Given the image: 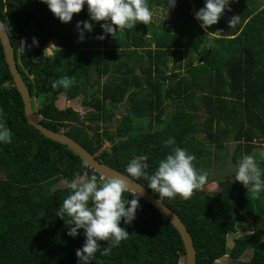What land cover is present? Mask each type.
Wrapping results in <instances>:
<instances>
[{"label":"trees","instance_id":"1","mask_svg":"<svg viewBox=\"0 0 264 264\" xmlns=\"http://www.w3.org/2000/svg\"><path fill=\"white\" fill-rule=\"evenodd\" d=\"M148 3L153 13L167 7L164 0ZM203 6L204 0H176L161 22H138L115 38L105 34L104 40L96 38L104 21H91L86 5L62 23L41 0H0V20L10 25L7 34L33 108V99H40L34 111L40 125L77 142L158 199L146 179L127 174L133 158L148 156L149 175L175 147L194 154V167L204 173L230 161L232 178L216 182L214 194L199 189L187 200H160L189 232L196 264L245 259L242 264H264V192L253 194L234 177L245 155H253L264 171V0H234L231 11L207 31L194 18ZM234 15L240 23L230 27ZM84 20L94 27L81 42L76 24ZM33 37L38 46L32 45ZM52 43L60 50L48 56L43 51ZM64 76L71 86L53 89L52 80ZM64 100L70 106L59 108ZM77 106L88 111L80 115ZM120 107L123 112L115 111ZM0 109L12 133L10 144H0V264H79L76 250L84 244V230L70 237L71 226L55 213L75 177L103 179L27 124L1 43ZM169 137L176 143L165 146ZM60 181L65 187H57ZM123 197L135 198L127 191ZM249 221L254 232L228 247V236L238 235ZM120 226L130 236L116 247L100 241L101 248L111 250L98 252L92 264H179L184 259L176 230L142 199L135 219L127 225L122 219Z\"/></svg>","mask_w":264,"mask_h":264},{"label":"clouds","instance_id":"2","mask_svg":"<svg viewBox=\"0 0 264 264\" xmlns=\"http://www.w3.org/2000/svg\"><path fill=\"white\" fill-rule=\"evenodd\" d=\"M46 4L54 17L62 23H69L74 13H79L86 5L89 18L93 22L104 21L100 25L101 35L98 40H104L105 34H111L114 38L118 31L132 29L138 22L145 25L153 21L154 13L149 7L148 0H41ZM234 0H204V6L197 10L194 18L200 22V27L207 31L208 27L217 24L224 15L225 10L231 11L230 4ZM176 0H164L162 13L164 19L175 7ZM163 19V20H164ZM240 23V16L234 15L229 20V26L235 27ZM115 26V27H114ZM93 23L88 20L78 21L76 29L78 40L83 42L85 32L93 31ZM10 31L8 23L0 22V32ZM219 32V31H217ZM25 41L20 42V48L24 52ZM32 45L38 46V40L33 37ZM52 49L60 50L56 45L49 44L44 52ZM71 81L67 76L52 80L53 89H68ZM6 114L0 109V144L12 142L11 130L6 126ZM39 119V118H38ZM165 146L174 145L175 139L169 137ZM147 155L133 158L126 166L127 174L135 179L143 177L154 193L161 198L174 199L177 196L187 200L194 190L201 189L206 181L207 174L194 167V154L186 149L175 147L163 159L158 162L155 172L149 175L144 163ZM235 180L244 186H250L247 191L253 194L264 192V171H262L253 155H245L238 161V169ZM99 180L93 174L87 179L75 177L69 187L71 193L64 199L55 215L65 220L66 225L71 226L68 235L75 238L79 235L78 230H84L85 241L81 248L76 250L79 264H92L96 254H107L110 247L101 248L100 241L111 242V247H116L121 241L130 235L126 228L120 226L123 219L125 225L135 219V213L139 207V196L131 200L123 197V193L129 190L128 183L120 178ZM127 205V207H126Z\"/></svg>","mask_w":264,"mask_h":264},{"label":"water","instance_id":"3","mask_svg":"<svg viewBox=\"0 0 264 264\" xmlns=\"http://www.w3.org/2000/svg\"><path fill=\"white\" fill-rule=\"evenodd\" d=\"M0 43L8 71L12 77L16 90L21 97L27 124L39 131L40 134L45 138L72 151L83 162V164H85L90 170H93L99 174L102 178H120L125 180L129 185V190L127 192L131 193L134 197L135 194H137L139 199H142L155 210H157L161 215H163L168 220L169 224L176 230L184 249V264H196V251L189 232L179 217L166 205H164L161 200L147 191L143 186L139 185L135 180L106 166L102 162H99L94 156L89 154L77 142L73 141L69 137L62 133L48 130L40 125V121L35 115L34 109L32 107V98L30 93L27 90L17 69L14 51L7 33L5 34L0 32Z\"/></svg>","mask_w":264,"mask_h":264},{"label":"rangeland","instance_id":"4","mask_svg":"<svg viewBox=\"0 0 264 264\" xmlns=\"http://www.w3.org/2000/svg\"><path fill=\"white\" fill-rule=\"evenodd\" d=\"M163 13L161 11L157 12V13H154V16H153V21H159L161 22V20H163ZM224 17V15L220 18V20ZM54 45L57 46V44L55 43H52ZM49 46V44H48ZM58 47V46H57ZM58 49H52L51 52H47L46 53L48 54V56H50L52 54V52H55L57 51ZM90 93H92V91H90ZM62 97H64V99L66 98V94L63 93L61 95ZM70 101L69 100H64V102H59L58 105H59V108H64V107H68L70 106ZM33 105H34V111L40 106V99L36 100L35 98L33 99ZM33 107V106H32ZM115 109V108H114ZM74 111H76L78 114L80 115H83L85 112H87L88 110L85 109V108H81L80 106H77ZM115 111H118V112H123L124 111V108H121L120 109H115ZM139 123V122H137ZM143 124L147 125V120H144L142 122ZM109 147V145L106 143L105 146H104V149ZM232 164H230V161L228 162H218L217 166H215L210 172L206 173L207 174V178L209 177L210 180H211V183L209 182H206L205 185L200 189V190H203V191H206V192H209V193H213L217 190V186H216V182H219V181H222L223 179H225L226 177H228V179H231V170H232ZM231 177V178H230ZM208 178V179H209ZM57 187H65V182L64 181H60L57 185ZM254 232V227H253V224L251 223V221H249L248 225L244 228L243 231H240L238 235H229L228 238H227V243H228V247H230L232 245V243L235 241V239L238 237V236H242V235H246V234H250ZM224 262H229L230 260L228 259H225L223 260ZM247 261V259L245 260H242L240 261L241 264L243 262ZM179 264H184V259L182 258L179 262ZM218 264H224L222 262H219Z\"/></svg>","mask_w":264,"mask_h":264}]
</instances>
